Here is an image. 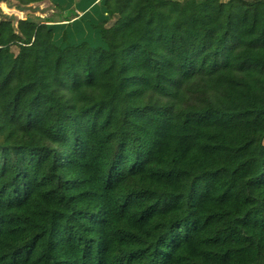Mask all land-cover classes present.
<instances>
[{"label": "trees", "instance_id": "trees-1", "mask_svg": "<svg viewBox=\"0 0 264 264\" xmlns=\"http://www.w3.org/2000/svg\"><path fill=\"white\" fill-rule=\"evenodd\" d=\"M94 9L0 20V264H264V0Z\"/></svg>", "mask_w": 264, "mask_h": 264}, {"label": "rangeland", "instance_id": "rangeland-1", "mask_svg": "<svg viewBox=\"0 0 264 264\" xmlns=\"http://www.w3.org/2000/svg\"><path fill=\"white\" fill-rule=\"evenodd\" d=\"M5 5V10H3L2 5ZM10 5H20L18 0H6L5 2L0 1V20L5 16L14 17L15 26H17V20H25L28 17H37L41 18L40 20L52 19L55 21H62L64 17L59 11L51 5L50 2H40L34 3L29 6L20 5L23 11H18L14 8H10ZM117 17L113 18L106 26L109 28L115 24ZM80 33V32H78ZM75 36V35H74ZM93 39V38H92ZM13 53L17 54L19 52L18 46L14 45L11 47Z\"/></svg>", "mask_w": 264, "mask_h": 264}, {"label": "crops", "instance_id": "crops-1", "mask_svg": "<svg viewBox=\"0 0 264 264\" xmlns=\"http://www.w3.org/2000/svg\"><path fill=\"white\" fill-rule=\"evenodd\" d=\"M46 2H50L51 5H54L51 0H45ZM44 1V2H45ZM60 1V0H59ZM227 1V0H224ZM99 2V0H77L75 3H73L71 6L65 5L63 10L67 13L64 14V20L62 21H55L58 24H64L65 26H70L71 24L75 23L76 21H80V18L84 16V14L91 13V15L94 13V6ZM62 4H65V1L63 0ZM55 7V5H54ZM56 8V7H55ZM57 9V8H56ZM57 11H59L57 9ZM60 12V11H59ZM73 13V14H71ZM68 20V21H66Z\"/></svg>", "mask_w": 264, "mask_h": 264}, {"label": "bare ground", "instance_id": "bare-ground-1", "mask_svg": "<svg viewBox=\"0 0 264 264\" xmlns=\"http://www.w3.org/2000/svg\"><path fill=\"white\" fill-rule=\"evenodd\" d=\"M2 8H3V10H5V9H6L4 4L2 5Z\"/></svg>", "mask_w": 264, "mask_h": 264}, {"label": "water", "instance_id": "water-1", "mask_svg": "<svg viewBox=\"0 0 264 264\" xmlns=\"http://www.w3.org/2000/svg\"><path fill=\"white\" fill-rule=\"evenodd\" d=\"M1 2H5L6 0H0Z\"/></svg>", "mask_w": 264, "mask_h": 264}]
</instances>
